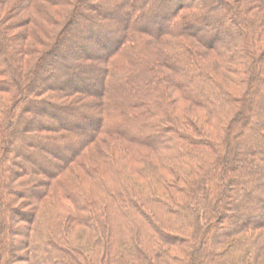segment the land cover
Instances as JSON below:
<instances>
[{"label":"trees","instance_id":"16d2710c","mask_svg":"<svg viewBox=\"0 0 264 264\" xmlns=\"http://www.w3.org/2000/svg\"><path fill=\"white\" fill-rule=\"evenodd\" d=\"M0 264H264V0H0Z\"/></svg>","mask_w":264,"mask_h":264},{"label":"rangeland","instance_id":"374dc122","mask_svg":"<svg viewBox=\"0 0 264 264\" xmlns=\"http://www.w3.org/2000/svg\"><path fill=\"white\" fill-rule=\"evenodd\" d=\"M175 96H177L176 93H175ZM177 100H178V104H177V105L179 106V108H183V107L187 106V103H186L185 101H183V99L177 97ZM63 202H67V206H68L69 208H72V207H73V206L70 204V202L67 201L66 199H63L62 203H63ZM59 207H61V199L59 200ZM67 210H68V209H67Z\"/></svg>","mask_w":264,"mask_h":264}]
</instances>
